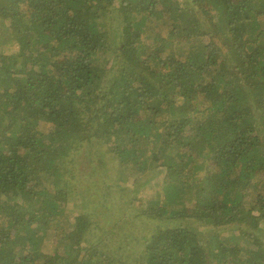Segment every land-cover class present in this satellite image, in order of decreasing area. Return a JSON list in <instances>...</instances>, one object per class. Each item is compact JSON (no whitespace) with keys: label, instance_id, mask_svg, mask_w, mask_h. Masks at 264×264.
Wrapping results in <instances>:
<instances>
[{"label":"trees","instance_id":"16d2710c","mask_svg":"<svg viewBox=\"0 0 264 264\" xmlns=\"http://www.w3.org/2000/svg\"><path fill=\"white\" fill-rule=\"evenodd\" d=\"M0 27V264H264V0H0Z\"/></svg>","mask_w":264,"mask_h":264},{"label":"rangeland","instance_id":"374dc122","mask_svg":"<svg viewBox=\"0 0 264 264\" xmlns=\"http://www.w3.org/2000/svg\"><path fill=\"white\" fill-rule=\"evenodd\" d=\"M0 37H2L3 39H5V40H7V41H9L10 40V38H11V34H9V30H7L6 28H4V27H0ZM88 160L86 159V158H84V159H80L78 162H76V164H75V168L77 169V170H83V171H87V169H84L88 164L86 163ZM63 170L61 171V172H63V173H67V169H65V167L64 168H62ZM70 175V174H69ZM75 181L78 179V178H73ZM63 185H65V186H67V187H69V189H71V187H72V184L71 183H66L64 180H63ZM81 190H84V189H81ZM76 201V200H75ZM80 200H78V202L76 201V203L79 205L80 204ZM77 212L80 214L81 213V211H80V209L79 208H77ZM128 213V212H127ZM129 214V213H128ZM135 213H134V210H133V212H132V220H134L133 222H134V225H135V227H137L139 230H142V226L140 225L141 224V222H142V219H140V220H138V217H135V215H134ZM91 217V216H90ZM115 256L117 255V254H114Z\"/></svg>","mask_w":264,"mask_h":264}]
</instances>
